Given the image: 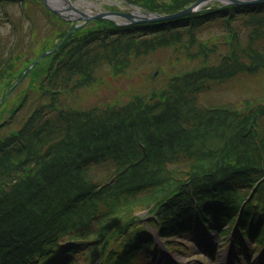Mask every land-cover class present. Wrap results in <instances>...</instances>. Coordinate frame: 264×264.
I'll return each mask as SVG.
<instances>
[{
  "label": "trees",
  "instance_id": "obj_1",
  "mask_svg": "<svg viewBox=\"0 0 264 264\" xmlns=\"http://www.w3.org/2000/svg\"><path fill=\"white\" fill-rule=\"evenodd\" d=\"M16 1L29 0H0ZM127 1L174 13L196 0ZM44 9L50 30L39 35L33 27L26 45L20 27L17 41L0 44V98L73 27ZM215 20L228 32L214 43L201 40L196 29ZM168 48L182 53L188 67L171 73L160 66L158 76L148 74L150 89L128 102L117 97L84 109L63 104L70 90L104 83L97 70L105 62L112 73H125L138 59ZM262 72L264 2L124 26L100 19L76 31L31 70L0 110V264H66L60 257L68 253L82 254L79 264L149 260L145 245L155 240L141 210L170 248L185 249L175 243L177 236L195 242L198 229L231 225L238 211L243 234L262 244L264 96L241 106L198 103L199 93L215 82ZM6 101L13 103L4 109ZM32 101L38 104L19 129L7 131ZM177 157L185 167H171ZM108 163L114 166L108 179L94 181L92 169Z\"/></svg>",
  "mask_w": 264,
  "mask_h": 264
},
{
  "label": "rangeland",
  "instance_id": "obj_2",
  "mask_svg": "<svg viewBox=\"0 0 264 264\" xmlns=\"http://www.w3.org/2000/svg\"><path fill=\"white\" fill-rule=\"evenodd\" d=\"M80 6L90 12H100L105 9H115L126 12L131 10L128 5L122 0H85L86 3L83 4L81 0H74ZM160 2H170L171 0H159ZM211 3V6H214ZM30 14L36 16V20L41 24L38 29V34L43 35L47 29V22L44 18L43 13L38 10L29 11ZM9 15V21H6L5 14ZM25 13L27 11L22 7L21 4H5L0 5V42H5L11 38H16L18 36L17 30L13 29V25L22 23L24 25V34L26 45L30 39V29L33 25V20L26 18ZM122 22H127V19H119ZM236 23V22H235ZM48 30V29H47ZM198 36L207 42L214 43L216 38L225 34L227 32V27L224 25L223 21H214L205 24L203 27L197 29ZM7 51V48H6ZM5 51V52H6ZM188 63L182 53L178 54L174 49L168 48L164 50L151 53L148 57H144L142 60L136 62V68L130 69L126 74H114L112 73L111 67L109 68L107 64L102 66L98 71L99 76H104V83L98 86L96 89L91 90H80L71 91L68 93L64 101L72 103L71 105L80 106L84 108L96 106L104 102H112L117 97H122L121 102H128L134 93L143 91L147 88L150 89L151 83L148 81V74H152L156 68L160 66L165 67L167 72H178L184 70L188 67ZM160 81H164V76ZM143 85V86H142ZM145 88V89H144ZM147 92V91H145ZM264 95V73L257 77H240L237 80H231L222 84H215L212 90L200 95V102L202 104H224L230 101L236 103H242L243 100L250 99H260ZM16 100L15 95H13V100ZM12 100V101H13ZM35 102V103H34ZM6 101L4 109L8 105H12ZM38 102L32 101L27 104L24 109H22L17 120V124H12L11 127L7 129L10 131L15 128L19 129L22 117L30 111L32 106L37 105ZM5 119H9L8 115ZM109 170L105 167H98L95 169L91 175L98 180H104L108 176ZM152 231L157 233V230L151 228ZM205 242L208 247L213 249L215 259H212L209 255L203 253L198 257V253L202 250L195 246L194 243L189 244V251L192 253L191 257L187 255H182L177 251H168L161 240H159V246L161 247L162 260L164 264H203V261L208 260L205 264H234L235 254H237V248L232 247L229 249L228 237L219 238L215 233L208 234L206 236ZM186 244V243H185ZM211 244V245H210ZM219 246V247H217ZM235 254H234V251ZM232 251V252H231ZM250 264H264V252H256L252 257H250ZM148 264V263H145ZM238 264H244L242 262Z\"/></svg>",
  "mask_w": 264,
  "mask_h": 264
},
{
  "label": "water",
  "instance_id": "obj_3",
  "mask_svg": "<svg viewBox=\"0 0 264 264\" xmlns=\"http://www.w3.org/2000/svg\"><path fill=\"white\" fill-rule=\"evenodd\" d=\"M54 12L61 14L65 19L68 20H74V21H83L85 24L86 22H88L91 19H95V18H108V19H112L115 21V18L117 17H122V18H126L129 20V22H142V21H158V20H163V19H168V18H173V17H178L181 15H185L191 12H194L196 10H198L203 4L207 3L208 1L211 0H198L196 1L194 4H192L191 6L187 7L186 9H183L177 13L174 14H170V15H161V14H156V13H151V12H113V11H104V12H99L96 13L95 15H90L87 13H84L80 10H78L72 3L70 0H65L68 3V8L65 10H62L61 8H54L51 7L49 4L50 0H43ZM227 3H232V4H251V3H259V2H264V0H226ZM75 11V13H69L67 14L66 12L69 11ZM82 24H77L74 28V30L72 32H74L77 28H79ZM71 32V33H72ZM70 33V34H71ZM69 34V35H70ZM68 35V36H69ZM67 36V37H68ZM60 46V45H59ZM58 49V47H56L53 50H48L43 52L24 72L23 76L21 77V79L19 81L16 82V84L11 88V90L3 97L0 99V106L1 103L3 101V99L5 97H7L10 92L27 76V74L29 73V71L33 68V66L35 64L38 63V61L45 57L46 55L50 54L51 52H54Z\"/></svg>",
  "mask_w": 264,
  "mask_h": 264
},
{
  "label": "bare ground",
  "instance_id": "obj_4",
  "mask_svg": "<svg viewBox=\"0 0 264 264\" xmlns=\"http://www.w3.org/2000/svg\"><path fill=\"white\" fill-rule=\"evenodd\" d=\"M83 1H84V2H83ZM81 2H83V4L86 3L85 0H81ZM51 4H52L53 6L62 5V3L58 2L57 0H51Z\"/></svg>",
  "mask_w": 264,
  "mask_h": 264
}]
</instances>
